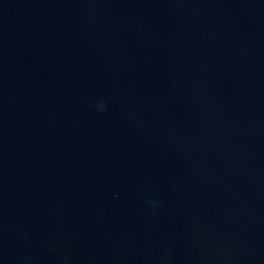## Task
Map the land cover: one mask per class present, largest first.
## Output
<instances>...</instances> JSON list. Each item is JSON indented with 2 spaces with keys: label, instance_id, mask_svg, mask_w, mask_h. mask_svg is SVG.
<instances>
[{
  "label": "water",
  "instance_id": "95a60500",
  "mask_svg": "<svg viewBox=\"0 0 264 264\" xmlns=\"http://www.w3.org/2000/svg\"><path fill=\"white\" fill-rule=\"evenodd\" d=\"M0 264H264V0H0Z\"/></svg>",
  "mask_w": 264,
  "mask_h": 264
}]
</instances>
